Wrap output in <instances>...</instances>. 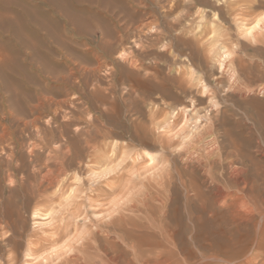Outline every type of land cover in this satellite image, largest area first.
<instances>
[{
  "label": "rangeland",
  "instance_id": "1",
  "mask_svg": "<svg viewBox=\"0 0 264 264\" xmlns=\"http://www.w3.org/2000/svg\"><path fill=\"white\" fill-rule=\"evenodd\" d=\"M81 1L83 10L91 8L89 33L65 24L68 4L60 0L44 7L56 20L42 29L34 14L18 37L0 29V66L11 68L0 70V220L8 224L0 257L14 251L19 264H45L48 256L59 263L58 252L79 245L81 230L66 213L81 204L84 215L74 222L88 219L86 236L97 219L119 210L132 218L117 240L100 233L96 243L119 260L131 258L138 236L163 222L175 240L167 247L185 264H264V216L256 210L264 207L256 190L264 198V0ZM21 9L11 6L9 17ZM72 138L84 149L77 155L71 147L65 172L48 188L46 197L56 202L35 207L30 189L57 170L52 148ZM86 139L96 150L107 144V156L113 149L117 160L91 162ZM167 173L164 206L147 196L163 189L158 183ZM113 174L119 176L108 180ZM184 184L199 186L206 198L187 194ZM214 188L229 197L215 201ZM132 204L144 211H128ZM51 209L62 212L46 220L34 215ZM61 220L71 223V234L27 258V242L55 236L52 225ZM154 230L148 235L161 241ZM102 254L94 262L102 264Z\"/></svg>",
  "mask_w": 264,
  "mask_h": 264
},
{
  "label": "bare ground",
  "instance_id": "2",
  "mask_svg": "<svg viewBox=\"0 0 264 264\" xmlns=\"http://www.w3.org/2000/svg\"><path fill=\"white\" fill-rule=\"evenodd\" d=\"M52 1L53 0H42L43 5L42 6H36L34 4L35 0H26V1H21V0H0V29L2 28V29H5L7 31H13V32L16 33V36L18 37L20 30L21 31L28 30V24L30 22V21H28V19H29V15H31V14H34L36 16V19H37V22L36 23H38L39 28H41V29L44 28L45 22H47L49 20H51V21L52 20H54V21L56 20L55 16H53L52 14H48L46 12V10H44V7H48V6H53V8H57L58 7V4L57 3H55V5H52ZM56 1H59V0H56ZM60 1H61V3H62V1H66L67 3L66 2L65 3L68 4V6L66 5L67 8L66 9L64 8L65 10L63 11V15L65 16V19H66L65 20L66 21L65 24L67 25V23H68V24H71V25L76 26V27L77 26H79V27L82 26L81 28H83L85 32L89 33L90 32V29H91V25L89 24L90 22L89 23H86L87 21L86 22H84V21H85V19H87V18L90 17V14H92V12L90 11L91 8L90 9H84L83 10L82 9V7H83L82 4L83 3H82L81 0H60ZM122 1H124V0H122ZM124 3H125V1H124ZM127 3L128 2L126 1V4ZM126 4H124V6ZM59 5H60V3H59ZM11 6H13V7L14 6H19V7L22 8L20 10V14H18L16 18L9 17V13L11 11L10 10ZM58 14H61V13H58ZM27 17H28V19H27ZM41 23H43V25ZM56 23H57V21L55 22V24ZM60 26H62V25H60ZM251 31H252V29L250 28L248 30V33L251 34ZM30 34L32 36H35L36 35V33H34V32H32ZM229 56H230L229 54H226L225 55V58L228 59ZM5 69H9V62L3 61L2 64H1V66H0V70H4L5 71ZM2 76L4 77L5 74L2 75ZM4 80H5V78H4ZM14 80H15V78H14ZM17 84H19V83H17ZM135 126L136 125H134V128H136ZM129 129H130V127H129ZM132 130H134V129H132ZM85 143H86L87 148L90 149V152L87 153L89 155H87V156L91 159V162H95L98 165H102L103 166L105 164H112L114 161L117 160L116 159L117 153H115V151H113V149L111 151L112 154L109 155V156H107L106 149L108 150V148L105 149V147L108 146L107 144H104L103 147L100 146L101 148L96 150V149H94L95 147H93V145H90L91 143H90V141L88 139L85 140L84 144ZM71 147L74 148V152L77 155L81 151H83V149H84V146H83L82 141L80 140V138H72L71 140H69V145H66V146H60L59 145L56 148H52V152L55 153L54 156H55L56 163L55 162L54 163L55 164H58L59 167L57 166L58 167V168L56 167L57 170L56 171L54 170L56 173L53 170H47L48 172L46 173V175H43V177H42L43 180L41 179V182L38 183L39 185L38 186H35L36 188L30 189L31 192L34 194L33 196H34V198L36 200V206L35 207H39L42 203H45L47 205H53L56 202L55 200H53V198L46 197V195H47L46 192H47L48 188L51 187V185H53L54 183H56V181L58 180V177L59 176L61 177V174H63L65 172L64 168L66 166H64L65 162L63 164V160L66 158L67 155H70L69 152H71L70 151L71 150ZM119 148H120L119 150H121L122 147H119ZM109 149H110V146H109ZM117 149H118V147H117ZM117 149H115V150L116 151H119ZM122 149L123 150H126V149H124V147ZM64 151H66V152H64ZM108 151H110V150H108ZM119 152H121L120 154H123L122 153V150L119 151ZM114 153H115V155H114ZM77 158H78V156H77ZM63 170H64V172H63ZM118 176H119V174H113V175H110L108 177L109 179L108 178L107 179L114 181V180H116V178ZM171 182H172V176L169 173H167L165 176H163V179H161V181L158 183L163 188L161 191H157L154 188L155 189V193L153 192L154 190H152V189H151L152 191H150V192L147 190V192H149V193L153 192L154 195L151 194V196H149V195L147 196V195H145V194H147L146 192H145L144 195L147 196L148 198H152L153 200L160 201L164 206H166L167 200H168V196H167L168 194H166V193L168 192V186L171 184ZM229 183L230 184L238 185V180L237 179L236 180L235 179L233 180L232 178H229ZM63 184H65V183H63ZM184 186H185V189L187 190V194H189L190 192H192V193H194L193 195L194 196L196 195L198 198H203V199L206 198V194L203 192V190H201V188L199 186H197V185H188V184H184ZM79 189L80 190H82V189L80 187L77 189L78 192H81ZM59 190H61V188ZM164 190H165V193L161 194V192H164ZM256 190L258 191V196L261 197V201H262L263 206H264V198L261 196V194L259 192L260 190L258 188ZM59 192H61V191H59ZM211 192L214 195L215 201H217V200L219 201V200H221L223 198L226 199V198L229 197L228 196V193L227 194L224 193L221 188H217V189L214 188V190L211 191ZM212 197H210V198L212 199ZM152 199H150V200H152ZM207 199H208V201H210L209 198H207ZM145 200H147V199L144 198V202H146ZM203 201H205V200H203ZM144 202H142V203H144ZM76 203L77 202H75V204ZM45 204H43V205H45ZM79 204H80V202H79ZM80 206H81V204L80 205L77 204V205H75V207L73 206V211L74 212L72 211V212L66 213V214H69L70 213V216H68V217L72 221L71 223L73 224V226L75 228V231H78L79 229L81 230L80 232H78L79 233L78 234V237H76V238H78L79 245L78 244H77V246L76 245H73V242L74 241L72 243H68V245H66L65 248H68V250H71L70 251V254L67 255V252L66 251H65V253L58 252L56 254V256H57V259H59V263H57V264H97L93 260V255L97 256L96 254H98L99 251L103 253L102 256L104 258V262L102 264H185L186 263V262L184 263V261L180 259L181 257L178 254V250H177V252H174V251L171 250V249H173V247H171V249H169L167 247V246H170L169 244H171L172 242L174 243L175 240L173 241V239H174L173 229H171V227L168 224L167 225L166 224L164 225L163 222H161V224H159L158 226H155L158 229V231L154 230L156 228L154 226H152V227H154L153 230H154L155 233L156 232H159L157 234L160 235L161 241H159V242L152 241V239H153L152 237H154L153 234H152V236H150L151 234L150 235H148V234L150 232L152 233L153 230H151L150 232H147V230L144 229V230H146L147 234L144 233V234H142L140 236L137 235L138 236L139 246H137V247L133 246V248H131V250L133 249L132 250V253H130L131 254L130 255L131 258L130 257L127 258L126 256L122 257L121 254H120V256L122 258L119 256L121 258L119 260L117 258L118 255L109 254L107 248L104 247L105 246L104 244H103L104 245L103 246L104 248H103L101 246H97L96 243H97V241H99L98 239H100V238H98L100 233L101 234L104 233L102 235H104L105 237H108V238L112 234L113 235L115 234V237H116V240H117V237H121L118 234V230H119L118 228H121V227L127 225L128 223H131L132 218H131V220H129V218H130L129 215L124 214L125 212L123 213L120 210H119V212L117 214H115L116 216H113V215L111 216V215L108 214L109 215V219L107 221H102L101 219H99V222H101V223H98V219H97V222H95V224L93 223V225H94L93 227H95V229L93 228L94 231L93 232H90V233L87 232L88 234L86 236L85 235L86 232L84 231V229H86V227H87L86 226V221L88 219L86 218V220L81 221L80 223H78V221L77 222H74V220L78 219L81 215L82 216L84 215V214H82V211L79 208ZM138 206L136 204H134V205L132 204V206L127 207V210L130 211V212H132V213H137V214L142 213L144 211V208H142V210H141L140 209L141 207L139 206L140 207L139 208ZM256 210L258 211L259 214H261V215L264 216V207L263 208H261V206L260 207H257ZM69 211H71V210H69ZM17 212L18 211H16V213ZM61 212L58 209L57 210L56 209H51L50 210V213H47L46 214V213H42L40 211H36L35 210L34 215H35V217H39L40 220H46L49 215L51 217L53 214L56 213L58 215ZM66 212H67V210H66ZM251 212H252V210H251ZM17 214H19V213H17ZM53 217L54 216H52V218ZM84 217H86V216H84ZM65 220H61V222L59 221L58 224L52 225V229L56 231V235L50 237L49 239L47 238V240L45 239V237L44 238L43 237L42 238L40 237V240H36V241L33 242L30 239V237H29L30 241L27 242L28 245H26L27 246V251H26L27 252V255H26V257L32 259V256H33L34 253L43 251L46 248V246H47L46 244H48V245L49 244L50 245H56L59 242L64 241V239H66L71 234V232L68 230V228L70 227L71 223L69 222V224H67V221L68 220L67 221H65ZM94 221H96V220H94ZM2 222L0 220V229H1L0 232L1 231L3 232L5 230L4 224L5 225H8V224H6L7 222L2 225ZM132 222H133V220H132ZM50 224H52V222ZM128 225H130V224H128ZM139 225H137V226L135 225V227H138ZM144 226L142 228H146L147 227L148 230L151 229L150 227H148V225L146 227H144ZM149 226H151V225H149ZM141 227L139 226L138 228H141ZM222 234H223V237L225 238V240L228 243L235 242V239L234 238H231V237H227V234L226 233H222ZM36 235H35V237H36ZM104 236L102 238H104ZM91 241H93V242H91ZM106 241H108V240H106ZM9 242H10V240H9ZM76 242H77V240H76ZM76 242H74V244ZM107 245H110V244H107ZM9 250H11V249H9ZM9 250H8V252H9ZM0 258L4 262V264H19V262H20V259H19L20 257L18 258V256H16V254H14V251L13 252H9V254L6 255V258L3 257V256H1ZM51 258L52 257H50V256L44 257L42 259L44 261L43 263L50 264L51 263L50 262V259ZM222 260H223V258H222ZM26 264H27V262H26Z\"/></svg>",
  "mask_w": 264,
  "mask_h": 264
}]
</instances>
